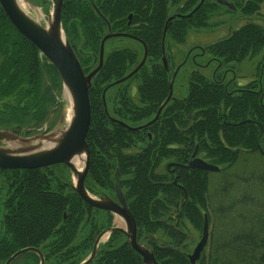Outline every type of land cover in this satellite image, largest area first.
Listing matches in <instances>:
<instances>
[{
    "label": "trees",
    "instance_id": "trees-1",
    "mask_svg": "<svg viewBox=\"0 0 264 264\" xmlns=\"http://www.w3.org/2000/svg\"><path fill=\"white\" fill-rule=\"evenodd\" d=\"M82 1L64 0L62 21L66 37L88 68L99 59L108 26L93 5ZM93 2L114 32L140 37L149 53L145 65L131 78L139 80L137 98L127 86L123 89L131 79L115 86L123 91L111 106L107 92L109 113L103 91L139 65L143 53L125 47L105 54L90 89L87 142L91 158L86 187L93 193H100L99 189L115 194L119 169L138 235L146 237L160 264H191L188 224L203 231L205 215L211 231L199 264H264V27L246 23L203 49L221 66L234 70L246 59L261 57L254 80L237 85L193 72L187 96L167 103L160 118L143 128L141 124L154 119L170 92L173 73L160 60L171 9L183 16L172 21L170 36L183 43L190 29L208 27L221 5L214 0H205L199 7L201 0ZM234 4L250 17L260 16L264 8V0H235ZM15 32L0 7V127L22 126L32 119L33 106L42 98L48 106L45 121L57 101L53 90H62L56 68L50 64L43 78L38 54L30 61V48L15 39ZM35 78L40 79L37 85L29 86L27 81ZM141 142L139 151H133ZM197 147L198 156L218 166V172L189 167ZM59 166L67 167L0 169V264L29 247L42 251L46 264H79L92 249L84 237L93 231L91 208L70 181L56 175ZM79 234L84 236L77 242ZM116 234L89 264H143L125 238L113 243L121 236ZM13 264H40V257L26 252Z\"/></svg>",
    "mask_w": 264,
    "mask_h": 264
},
{
    "label": "water",
    "instance_id": "water-1",
    "mask_svg": "<svg viewBox=\"0 0 264 264\" xmlns=\"http://www.w3.org/2000/svg\"><path fill=\"white\" fill-rule=\"evenodd\" d=\"M52 11L47 18L43 17L45 24L34 19L20 3L27 5L33 11L37 12V6L27 0H0V5L7 17L17 30L29 39L39 51L45 55L49 61L57 69L63 87L68 93L72 106L70 110V120L67 126L64 125V116L62 115L59 126L54 130L37 134L32 137L22 136V129H0V169H40L55 164L67 165L74 177L72 185L74 191L88 203L90 206L97 209L111 211L121 217L125 222V228L113 227L107 233L121 231L127 238L130 246L138 252L143 258V264H160L153 253V250L138 240L137 222L132 214L125 195L121 189L119 174H116V195L119 203H116L111 197L104 195L98 199L92 196L85 185V181L90 167V147L87 142V135L91 124V104H90V88L92 86L93 77L102 68L105 55V43L107 40L126 36L124 34L113 33L110 22L102 15L96 7L99 15L106 21L109 33L103 38L100 48V61L96 69L86 74L82 64L66 38L63 24L62 11L64 0H52ZM204 0H202L203 2ZM219 4L225 5L231 9H235V5L227 0H216ZM175 17L168 19L163 33L162 51L163 57L162 66L171 71L169 66L168 56L166 54V42L171 27V21ZM148 50L145 49L140 64L126 77L116 83L124 82L138 72L146 63ZM177 72L174 73L176 75ZM172 87L168 99L160 108L157 115L166 103L172 98ZM52 110L53 114L56 110ZM51 116V115H50ZM198 149L192 155V160L189 162V167L192 169H200L207 172H218L219 167L206 162L199 158ZM80 159L83 166L77 168L74 161ZM171 166V164H169ZM210 236V225L207 215L203 228V235L200 242L197 244L194 252L189 256L191 264H196L204 251ZM191 241L193 238L191 237ZM93 249L92 254L80 264H88L91 262L97 253V245ZM26 252H36L40 255V264H45L43 253L33 247L24 248L12 255L5 264H13L14 261Z\"/></svg>",
    "mask_w": 264,
    "mask_h": 264
},
{
    "label": "rangeland",
    "instance_id": "rangeland-1",
    "mask_svg": "<svg viewBox=\"0 0 264 264\" xmlns=\"http://www.w3.org/2000/svg\"><path fill=\"white\" fill-rule=\"evenodd\" d=\"M229 1L234 3L235 0ZM44 8H39L41 13L40 15H36V13L33 12L30 7H27L26 10L29 11V14L31 16L43 23L45 20L43 19V17L48 16V14L52 11V6ZM174 12L175 9L173 8L171 9L170 14L173 15ZM261 12L262 14H260V16L253 15L250 17L244 15L240 10L228 12L227 8L221 6V8H219L211 16L208 27L201 28L199 30L190 29L183 43L177 42L170 36L167 42V52L170 53L171 56L170 63L173 67H179V71L174 80L173 96L178 99L187 96L189 92L190 77L192 73L196 71H199L208 79L224 77L225 81L229 82L235 79V81L240 85L247 84L248 82L254 80L257 77V65L259 64L261 57H256L253 60H244L241 64L237 66L235 70L236 73H234L232 71H227L228 67L221 66V64L217 60L211 58L208 53H203V51H201V48H204L226 38L234 30L238 29L246 23L254 22L264 27V8ZM79 44L80 43H76L77 46H79ZM125 47L134 49L138 48V51L140 50L139 44L136 41L125 37L113 38L106 42V52ZM138 81L139 80H137V78H134L131 79L129 82L125 83L123 86V89L126 88V86L128 87V90L132 92L134 98H137V88L139 84ZM113 84L114 82L111 85ZM119 91L121 92L123 90H121L120 87L112 88L111 86V89L108 91L107 96L108 103L110 106ZM66 94L67 93L63 87L61 91L53 90L52 94L54 95V98L60 101L59 112L60 114L62 113V115L64 116L65 126H67V122H69L70 120V110L72 106L71 100L69 96L67 97ZM142 146L143 145L141 142L136 149H133V151H139V148ZM160 171L163 173L166 172L163 167L160 169ZM55 173L59 178L64 179L67 182L70 181V183H74V177L72 176L68 167H55ZM89 192L97 198L94 193H92L91 191ZM115 222L119 223L118 217H116ZM187 229L189 234L192 235L195 240L194 244L187 248V251L189 253H192L197 243H199L202 239L203 231L196 230L190 223L188 224ZM186 241L188 243L189 239L187 238ZM207 250L208 247L205 248V253L207 252Z\"/></svg>",
    "mask_w": 264,
    "mask_h": 264
},
{
    "label": "flooded vegetation",
    "instance_id": "flooded-vegetation-1",
    "mask_svg": "<svg viewBox=\"0 0 264 264\" xmlns=\"http://www.w3.org/2000/svg\"><path fill=\"white\" fill-rule=\"evenodd\" d=\"M27 1H29V2H31V3H33V4H37V5H40L42 8H44V7H46V8H48V7H50V6H53V1L52 0H27ZM78 1H80V0H78ZM82 2H84V4H91V5H93V7L95 8V10H96V5H95V3L93 2V0H83ZM1 7V6H0ZM45 9V8H44ZM239 10V9H238ZM97 11V10H96ZM179 13H177V15H178ZM8 18V17H7ZM62 18H63V11H62ZM130 19H132V16H130ZM8 20H9V22H10V25L13 27V29H15L16 30V32H15V39H18V40H20V42L21 43H23V44H26L29 48H30V51L29 50H27V53L29 54V53H31L30 54V61L32 60V61H35V55H36V53L38 54V56H39V59H40V65H42V68H43V72L44 73H42V77L43 78H47V71H48V69H47V67L51 64L50 62H49V60L47 59V57L46 56H44L40 51H39V49L29 40V39H27L23 34H21L18 30H17V28L12 24V22L10 21V19L8 18ZM42 24H45V22H43ZM129 25H130V23H129ZM120 34H124V35H126V36H121V37H125V38H129V39H132V40H134V41H136L138 44H139V48H140V50L138 51V52H140V53H143V55L142 56H144V54H145V49L147 48V50H148V47H147V45L145 44V42L140 38V37H138V36H136V35H134V34H132V33H128V32H125V33H120ZM13 37V36H12ZM14 37H13V40H14ZM169 38H170V36H169ZM169 38H168V40H169ZM13 40H11V41H13ZM168 42V41H167ZM6 43V42H5ZM13 44H14V42H12ZM200 48V47H199ZM204 48H201V51H203V53H204V50H203ZM37 50V51H36ZM137 50H138V48H137ZM148 53H149V51H148ZM33 55V56H32ZM148 59V58H147ZM2 60H3V58H2V56L0 55V63L2 62ZM168 60H169V64H170V69H172V68H178V67H173L172 65H171V56H170V53H168ZM98 61H99V59L97 58V59H95V64L92 66V67H86L85 69L86 70H89V72H91L92 70H94V69H96L97 68V65H98ZM104 65V64H103ZM161 65V64H160ZM103 67V66H102ZM136 68V67H135ZM134 68V69H135ZM237 68V67H236ZM236 68H235V70H236ZM14 69L16 70V67H14ZM102 69V68H101ZM100 69V70H101ZM133 69V70H134ZM99 70V71H100ZM133 70H131L130 71V73L133 71ZM235 70L233 69V68H227V71H232V72H234V73H236L235 72ZM98 71V72H99ZM88 72V73H89ZM98 72H97V74H98ZM139 72V71H138ZM138 72H136L132 77H130L129 79H127V80H125L124 82H120V83H116L117 81H119V80H121V79H119V80H117V81H115L114 82V84L113 85H109L108 87H106V89L103 91V93H102V97H103V102H104V107H105V110H106V112L107 113H109V108H108V105H107V100H106V94H107V92L111 89V86H112V88L113 87H115V86H117V85H120V84H123V83H125V82H127V81H129L131 78H133ZM130 73H128L127 75H129ZM96 74V75H97ZM95 75V76H96ZM126 75V76H127ZM94 76V77H95ZM125 77V76H124ZM37 78V77H36ZM34 79V80H30V81H27V84L29 85V86H34V85H37V83L35 82V81H39L40 79ZM224 78V77H223ZM14 80H19V78H16V79H14ZM175 80V79H174ZM225 80V79H224ZM230 82H232V80L230 81ZM233 82L235 83V84H237V85H240V84H238L236 81H235V79L233 80ZM249 83V82H248ZM21 84L23 85V83L21 82ZM243 85H245V84H243ZM92 87V86H91ZM173 87H174V83H173ZM173 87H172V98L168 101V103L169 102H171V101H173V100H175V99H178V98H175L174 96H173ZM170 91H171V86H170ZM131 93V95L134 97V95L132 94V92H130ZM137 94H138V88H137ZM169 95H170V92H169ZM38 99V98H37ZM181 99V98H180ZM57 103H59L58 102V99H57V101H56V103L53 105V107L50 109V111H49V114L46 116V119H45V121L43 120V113H45V112H47V108H48V106L46 105L45 106V104H44V100H43V98L42 99H38L37 101H36V104H34V106H33V108H34V115H32L33 117H32V119L30 118V120L28 119V120H25V121H23L22 123H24V124H22V126L20 125V124H17V125H13V126H11V127H7V125H6V127H0V128H8V129H19V128H21L23 131H22V133H21V135L22 136H25V137H32V136H35V135H37V134H40V133H43V132H45V131H52V130H54L57 126H58V124H59V121H60V119H61V117H62V113L60 114V112H59V107H60V104H58L57 105V107H56V110H55V112L53 113V114H51V112H52V110L55 108V106H56V104ZM165 107V106H164ZM164 107H163V109H164ZM161 108V107H160ZM160 108L158 109V111H157V113H156V115H155V117H153L154 119H152L151 121H149V122H147V123H145V124H141V126H143V128H145V127H148L150 124H151V122H154V121H157L159 118H160V116H161V113H162V111H163V109L161 110V112H160V114H159V116L157 117V115H158V113H159V111H160ZM47 114V113H46ZM51 115V116H50ZM42 116V117H41ZM26 122V123H25ZM119 122V121H118ZM149 124V125H148ZM148 135H149V138H151V133H148ZM91 151V150H90ZM91 158V157H90ZM89 173V172H88ZM119 174V179H120V171H119V169H117L116 170V172H115V178H116V174ZM88 176V175H87ZM120 184H121V180H120ZM121 189H122V187H121ZM98 191L100 192V193H94L96 196H97V198L98 199H100V198H102L104 195H107V196H109V197H111L116 203H119V201H118V199H117V195H116V183H115V194H106V193H103L101 190H99L98 189ZM93 193V192H92ZM124 193V192H123ZM125 195V194H124ZM125 198H126V196H125ZM126 201H127V199H126ZM86 203V202H85ZM91 209V211H90V222H91V220H92V222L94 223H92V226H93V231L89 234V235H82V234H79L78 235V237H77V242H79L80 241V238L82 237V236H84L87 240H88V243L90 244V243H92V249L89 251V253H88V255L86 256V258H88L91 254H92V252H93V249H94V247H95V245H96V242L97 241H99L98 242V245H97V253H96V256H95V258L98 256V253L100 252V250L102 249V248H104V247H106L107 246V244H108V241L111 239V236H112V233H115V232H110L109 233V235L107 236V232H108V230L110 229V228H113V227H122V224H120V223H116L115 222V220H116V215L114 214V213H112L111 211H106V210H101V209H97V208H95V207H92V206H90L88 203H86ZM173 218H175V216L173 217ZM137 222V221H136ZM175 226H176V223H175ZM137 227H138V225H137ZM117 232V234L116 235H121L120 236V238H116L115 239V241L113 242V243H118V242H122L123 241V239L125 238L127 241H128V238H127V236L123 233V232H121V231H116ZM119 233V234H118ZM187 235H189V234H187ZM106 237H107V239H106ZM117 237H119V236H117ZM146 237H144V236H142V237H139V235H138V240H141L142 242H143V244H145V245H148L150 248H152V250L154 251V249H153V247L152 246H150V243L148 242V240L147 239H145ZM194 241L195 240H193V241H191V238H190V240H189V242L188 243H186V244H188V246H191L192 244H194ZM129 243V242H128ZM198 244V243H197ZM197 246V245H196ZM196 246H195V248H196ZM195 248H194V250H195ZM194 250H193V252H194ZM192 252V253H193ZM37 254V253H36ZM190 254L191 253H188V257L190 256ZM44 255V254H43ZM44 258H45V256H44ZM85 258V259H86ZM94 258V259H95ZM84 259V260H85ZM93 259V260H94ZM190 259V258H189ZM83 260V261H84ZM92 260V261H93ZM82 261V262H83ZM91 261V262H92ZM91 262H89V263H91ZM45 264H46V259H45Z\"/></svg>",
    "mask_w": 264,
    "mask_h": 264
},
{
    "label": "bare ground",
    "instance_id": "bare-ground-1",
    "mask_svg": "<svg viewBox=\"0 0 264 264\" xmlns=\"http://www.w3.org/2000/svg\"><path fill=\"white\" fill-rule=\"evenodd\" d=\"M20 5L22 6V8H24V9L26 10V5H24V4H22V3H20ZM66 95H67V97L69 96L68 93H67ZM74 163H75V165H76L77 168H81V167L83 166V164H82V162L80 161L79 158L76 159V160L74 161ZM118 222H120V223L122 224V222H121L119 219H118Z\"/></svg>",
    "mask_w": 264,
    "mask_h": 264
}]
</instances>
